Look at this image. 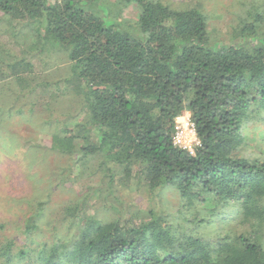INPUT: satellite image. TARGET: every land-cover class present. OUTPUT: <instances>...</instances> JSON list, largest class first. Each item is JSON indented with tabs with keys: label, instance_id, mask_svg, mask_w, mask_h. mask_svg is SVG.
<instances>
[{
	"label": "trees",
	"instance_id": "16d2710c",
	"mask_svg": "<svg viewBox=\"0 0 264 264\" xmlns=\"http://www.w3.org/2000/svg\"><path fill=\"white\" fill-rule=\"evenodd\" d=\"M102 2L0 0V11L12 35L14 20L36 24L37 40L22 44L32 58L38 45L66 53L65 82L74 83L84 118L77 135H52V149L82 161L97 153L126 177L136 168L149 191L175 192L178 209L86 222L49 243L37 240L46 199L33 197L23 220L0 223V264H264V156L240 152L245 128L264 120V0L241 2L228 42L210 37L197 5L112 0L113 14ZM130 6L134 21L121 15ZM24 51L0 55L6 76L21 91L43 90L46 68L38 72ZM187 111L200 139L193 154L172 143L174 120ZM219 222L233 227L205 238Z\"/></svg>",
	"mask_w": 264,
	"mask_h": 264
},
{
	"label": "rangeland",
	"instance_id": "374dc122",
	"mask_svg": "<svg viewBox=\"0 0 264 264\" xmlns=\"http://www.w3.org/2000/svg\"><path fill=\"white\" fill-rule=\"evenodd\" d=\"M164 1L190 4L171 5L179 9L191 5L201 7L207 15L210 37L225 42L230 40L231 28L237 24L241 2L244 1L245 6L254 2ZM102 5L110 13L116 12L112 0H103ZM136 13V8L130 6L121 15L134 21ZM7 21V16L0 11V55L6 59L10 55L12 59H18L21 50H25L24 57L32 61L38 72L46 68L48 82L43 90L37 88L35 94L29 93L28 88L21 91L23 88L13 77L6 76L8 71L0 63V70L5 74L3 77L0 73V223L23 220L33 210L27 205L30 199H46L40 221L41 234L37 240L50 243L71 238L86 222L103 223L116 218L120 222L129 219L139 222L142 218L147 219L145 213L153 207L175 212L178 209L176 193L168 189L161 194L149 191L142 175L135 173L136 168H133L130 177H126L118 165L100 162L97 153L82 161L77 160L79 152L66 154L52 149V135L67 136L65 128L74 129L77 135L76 124L84 118V106L74 83L65 82L69 75V61L66 53L47 52L39 45L33 50V54L39 56L32 58L22 44L37 40L31 31L36 24L25 25L23 21L14 20L12 24L18 32L12 35ZM46 59L49 61L47 64ZM33 84L30 86L33 87ZM90 139L94 140V137ZM82 141L78 136L74 139L77 149ZM240 152L247 156H264V120L245 128ZM225 217L226 220H233V210L229 208ZM215 225L217 227L212 229V224L206 228L205 238L214 239L216 234L233 227L221 222Z\"/></svg>",
	"mask_w": 264,
	"mask_h": 264
},
{
	"label": "built area",
	"instance_id": "2783aa9c",
	"mask_svg": "<svg viewBox=\"0 0 264 264\" xmlns=\"http://www.w3.org/2000/svg\"><path fill=\"white\" fill-rule=\"evenodd\" d=\"M172 143L174 146L193 154L200 146V139L196 133L195 124L190 113L185 112L177 116L173 124Z\"/></svg>",
	"mask_w": 264,
	"mask_h": 264
},
{
	"label": "clouds",
	"instance_id": "9594fccd",
	"mask_svg": "<svg viewBox=\"0 0 264 264\" xmlns=\"http://www.w3.org/2000/svg\"><path fill=\"white\" fill-rule=\"evenodd\" d=\"M188 112V111H187ZM191 116V115H190Z\"/></svg>",
	"mask_w": 264,
	"mask_h": 264
}]
</instances>
